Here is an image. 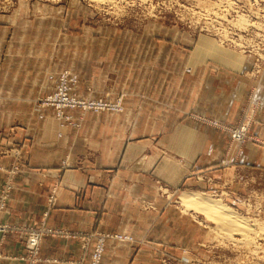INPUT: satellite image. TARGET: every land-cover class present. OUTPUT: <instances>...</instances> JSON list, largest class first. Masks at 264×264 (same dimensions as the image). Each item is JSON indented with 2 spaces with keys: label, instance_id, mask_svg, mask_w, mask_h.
<instances>
[{
  "label": "rangeland",
  "instance_id": "1",
  "mask_svg": "<svg viewBox=\"0 0 264 264\" xmlns=\"http://www.w3.org/2000/svg\"><path fill=\"white\" fill-rule=\"evenodd\" d=\"M0 83L30 95L0 125L55 130L76 171L78 228L48 221L56 182L42 219L11 221L27 158L0 144V239L23 236L27 264L55 236L78 240L73 264H264V0H0ZM185 193L250 221V240Z\"/></svg>",
  "mask_w": 264,
  "mask_h": 264
},
{
  "label": "crops",
  "instance_id": "2",
  "mask_svg": "<svg viewBox=\"0 0 264 264\" xmlns=\"http://www.w3.org/2000/svg\"><path fill=\"white\" fill-rule=\"evenodd\" d=\"M14 88L12 84L0 83V105L1 102H6L7 105L5 108L0 106V119L2 120L15 118L9 104L19 101L30 103L28 99L30 95L25 92L16 93ZM25 114L28 119V113H24L23 116ZM4 125H0V144L9 148H21L27 158L25 171L19 176L6 217L11 221L27 223L42 219L46 209L48 186L56 182L64 185L59 194L61 203L59 207L50 212L48 221L71 229L78 228V220L75 216L79 211L69 210L63 200L65 187L70 188L68 185L77 182V179L72 178V174L76 171L61 170L59 160L61 156L58 153L62 151V143L57 139L56 131L40 125L41 127L38 128L33 127L34 130L31 126H24L11 133L3 128ZM12 160L13 155L11 154L0 159V185L5 175L4 168L10 165ZM78 251L79 242L73 237H46L42 242L41 260L38 264H73L72 259L76 257ZM24 254L23 236L10 232L0 239V264H27L23 258Z\"/></svg>",
  "mask_w": 264,
  "mask_h": 264
},
{
  "label": "bare ground",
  "instance_id": "3",
  "mask_svg": "<svg viewBox=\"0 0 264 264\" xmlns=\"http://www.w3.org/2000/svg\"><path fill=\"white\" fill-rule=\"evenodd\" d=\"M181 197L184 203L188 205H195L199 209L204 210L211 215H214L216 219H218V221L220 222L222 228H224L228 232L239 231V233H242L247 240H250V234L252 232V227L251 224L249 223L250 221L248 222L246 219L229 212L222 203L218 201H213L209 198H205L196 193L195 194L185 193L182 194Z\"/></svg>",
  "mask_w": 264,
  "mask_h": 264
},
{
  "label": "built area",
  "instance_id": "4",
  "mask_svg": "<svg viewBox=\"0 0 264 264\" xmlns=\"http://www.w3.org/2000/svg\"><path fill=\"white\" fill-rule=\"evenodd\" d=\"M71 103H72L73 105H85V104H86L84 101H80L79 99H72V100H71ZM8 228H10V227L7 226V225L0 226V231H1V230H3V231H7V230H9ZM44 232H46V231H44ZM43 235H44V234H43ZM43 235H42V234L40 235V239H41V237H42ZM38 237H39V236H38ZM38 243H39L38 238H37V240H32V244L34 245L35 248H37Z\"/></svg>",
  "mask_w": 264,
  "mask_h": 264
}]
</instances>
